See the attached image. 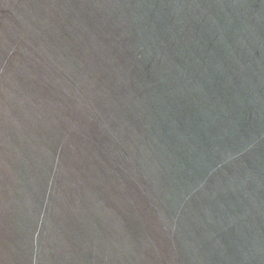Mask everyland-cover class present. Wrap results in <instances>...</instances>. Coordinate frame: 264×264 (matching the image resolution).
Here are the masks:
<instances>
[{"label":"water","instance_id":"95a60500","mask_svg":"<svg viewBox=\"0 0 264 264\" xmlns=\"http://www.w3.org/2000/svg\"><path fill=\"white\" fill-rule=\"evenodd\" d=\"M0 264H264V0H0Z\"/></svg>","mask_w":264,"mask_h":264}]
</instances>
